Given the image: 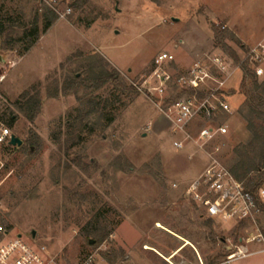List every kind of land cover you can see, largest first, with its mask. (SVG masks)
Returning <instances> with one entry per match:
<instances>
[{"label":"rangeland","instance_id":"374dc122","mask_svg":"<svg viewBox=\"0 0 264 264\" xmlns=\"http://www.w3.org/2000/svg\"><path fill=\"white\" fill-rule=\"evenodd\" d=\"M0 26V131L24 141L0 144L1 221L12 235L45 246L52 264H264V252L230 261L241 239L262 235L248 246L264 248V212L257 231L203 217L185 194L209 153L231 170L264 163V118L249 114L244 83L247 53L264 43V0H0ZM26 28L41 36L28 50ZM162 51L175 57L174 77L224 59L226 134L178 148L184 136L144 88ZM25 91L40 101L34 117ZM208 124L195 121L192 137Z\"/></svg>","mask_w":264,"mask_h":264},{"label":"built area","instance_id":"2783aa9c","mask_svg":"<svg viewBox=\"0 0 264 264\" xmlns=\"http://www.w3.org/2000/svg\"><path fill=\"white\" fill-rule=\"evenodd\" d=\"M174 61L175 57L170 52H160L154 59V69L144 88L160 97L161 110L171 121L174 134L184 136L177 140L178 148H183L192 139L205 143L226 134L228 125L217 120L220 113L232 112L227 97L221 93L232 76L224 59L214 56L209 57L208 62L197 60L186 74L177 77L166 69ZM245 61L250 63L257 76L264 75V43L250 48ZM174 85L180 88L181 95L171 99L168 94ZM202 117L209 124L199 128L197 139H194L190 127ZM12 134L9 128L2 129L0 144H10ZM209 155L207 166L185 186L187 199L207 219L236 224L249 223L259 231V216L264 212V165L252 174L251 182H246L239 179L217 153ZM178 187L179 184L175 183L174 188ZM2 213L0 199V264L55 263V258L50 257L45 246H35L22 235H12L1 221ZM259 237L262 238V235L245 240L246 244L241 239L230 261L264 252V248L251 251L248 246L250 241ZM92 262L93 258L90 257L83 264Z\"/></svg>","mask_w":264,"mask_h":264},{"label":"trees","instance_id":"16d2710c","mask_svg":"<svg viewBox=\"0 0 264 264\" xmlns=\"http://www.w3.org/2000/svg\"><path fill=\"white\" fill-rule=\"evenodd\" d=\"M55 13H51V17L48 14H45V28L44 32H46L54 23L55 21ZM25 29L24 33V40H29L28 44L26 45V49H30L41 37L38 33V30L32 29ZM0 33H3V28L0 26ZM245 79L244 83L247 84L248 80H251V85L249 84L250 89L247 92V104L249 106V114L253 117L256 116L257 118H264V81L259 82V79L255 73H251L250 70L245 67ZM29 91H25L22 93V99H26L28 104L33 103V109H35V113L32 117H34L40 108V101L36 96H30ZM28 98V99H27ZM34 111V110H33ZM7 148H14V146L7 144ZM264 156V155H263ZM263 164H252L247 163L246 161H237L235 166L232 168V172L241 180H243L244 176L252 171H258L262 168ZM241 170H244V173H240Z\"/></svg>","mask_w":264,"mask_h":264},{"label":"water","instance_id":"95a60500","mask_svg":"<svg viewBox=\"0 0 264 264\" xmlns=\"http://www.w3.org/2000/svg\"><path fill=\"white\" fill-rule=\"evenodd\" d=\"M174 19L177 20V18H174ZM1 59H2V56L0 55V60ZM23 143H24V141L20 137H18L16 134H12L11 140H10V145L20 147L23 145ZM33 234H34V236L36 235L35 232ZM94 242H95L94 240L91 241V243H94Z\"/></svg>","mask_w":264,"mask_h":264},{"label":"crops","instance_id":"0c3cea01","mask_svg":"<svg viewBox=\"0 0 264 264\" xmlns=\"http://www.w3.org/2000/svg\"><path fill=\"white\" fill-rule=\"evenodd\" d=\"M257 254V253H256Z\"/></svg>","mask_w":264,"mask_h":264}]
</instances>
